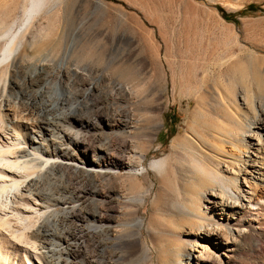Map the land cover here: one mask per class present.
<instances>
[{"label": "bare ground", "instance_id": "6f19581e", "mask_svg": "<svg viewBox=\"0 0 264 264\" xmlns=\"http://www.w3.org/2000/svg\"><path fill=\"white\" fill-rule=\"evenodd\" d=\"M29 3L24 29L13 32L15 24L0 19V264H57L45 241L47 225L59 224L60 213L68 214V222L75 224L76 233L66 240V250L75 259L83 256L84 264H138L143 259L155 264L154 253L161 264H237L235 257H242L246 247L259 257L254 264H264V218L260 222L252 218L257 225L246 220L264 211V103L256 102L255 115L228 107V123L221 117L217 128H207L201 135L188 131L174 143L175 164L160 160L151 166L154 176H136L131 172L152 148L134 144L138 116L126 108H113L114 91L104 94L101 82H89L79 99L83 103L92 99L91 116L76 109L53 116L69 101L63 94L70 86L63 84L84 82L90 72L84 67L56 66L50 60L58 47L32 28L44 10L51 14L57 4ZM116 84L115 92L131 94L130 88ZM52 85L59 99L49 95ZM50 127L58 129L53 136ZM82 128L87 133L80 132ZM156 180L161 182L157 191ZM48 182L65 184L64 194L69 196L52 194L48 188L47 193ZM83 192L93 197L94 224L89 228L77 224L88 222L84 208L72 205ZM155 192L154 209L172 224H151L144 233L139 213ZM232 222L243 230H234ZM158 237L161 243L155 242ZM191 241L199 248L197 262ZM220 251L224 259L218 256Z\"/></svg>", "mask_w": 264, "mask_h": 264}, {"label": "rangeland", "instance_id": "374dc122", "mask_svg": "<svg viewBox=\"0 0 264 264\" xmlns=\"http://www.w3.org/2000/svg\"><path fill=\"white\" fill-rule=\"evenodd\" d=\"M52 4H57V8L51 14L44 10L32 29L39 31V35H48L46 43L58 47L50 58L56 66L84 67L90 72L84 82L63 84L70 86L69 92L63 94L69 101L56 108L53 116L59 118L75 109L91 116L92 99L84 101L86 106L79 99L90 83L101 82L100 91L104 90V94L114 91L113 108L117 111L126 108L138 116L134 144L152 148H149L151 155L131 172L136 176L147 173L154 176L151 166L160 160L175 164L174 143L188 131L201 135L207 128H217V119L221 117L226 123L228 107L242 115L245 111L255 115L254 105L264 103V0H53ZM29 7V0H0V19L9 25L14 23L13 32L24 29L23 20ZM116 83L130 88L131 94L123 96L115 92ZM49 95L60 98L53 85ZM241 98L245 99L246 106L242 105ZM192 116L196 118L192 120ZM49 130L53 136L58 129L50 127ZM80 132L87 133V130L82 128ZM150 135L154 136L152 144ZM48 184L47 193L61 196L65 193V184L54 183L55 186L51 182V187ZM160 185L156 180L154 189L157 191ZM156 197L155 192L141 207L139 218L144 224V233H148L151 224H172L169 218H159L154 209ZM92 198L90 192H83L78 202L72 204L84 208L88 222L79 220L77 224L85 228L94 224L90 218ZM56 209L60 211L61 206ZM258 214L260 218L248 216L246 220L257 225L255 220L260 222L264 211ZM59 215V224L47 225L49 235L45 242L54 250L51 258L57 264H84L83 256L75 259L66 250V240H72L76 233L75 224L68 222V214ZM239 225L231 223L236 231L243 230ZM160 237L155 238L156 243L162 242ZM191 243L194 245L192 257L197 262L199 248L196 241ZM244 249L242 257H235L234 263H257V254L247 247ZM223 255L222 251L218 254L221 259ZM153 258L155 264H161L156 253ZM145 263L151 264L145 259L138 262Z\"/></svg>", "mask_w": 264, "mask_h": 264}]
</instances>
